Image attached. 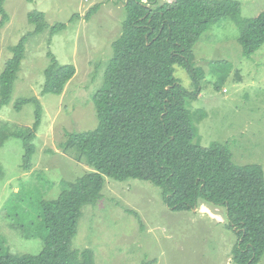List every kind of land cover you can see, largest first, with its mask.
Wrapping results in <instances>:
<instances>
[{
    "label": "rangeland",
    "instance_id": "rangeland-1",
    "mask_svg": "<svg viewBox=\"0 0 264 264\" xmlns=\"http://www.w3.org/2000/svg\"><path fill=\"white\" fill-rule=\"evenodd\" d=\"M235 1L243 19L264 11V0ZM126 4L3 0L8 21L0 30V76L12 49L24 37L26 42L11 102L0 110V124L11 133L29 131L36 121V105L27 103L17 111L16 102L37 99L42 108L29 171L22 169V140L11 137L0 148V238L13 254L37 255L44 249V240L25 237L20 225L37 217L40 200L57 199L65 182L93 171L77 161L74 152L65 153L62 144L68 132L93 130L99 123L93 97L103 86L113 43L122 34ZM36 13L43 16L44 30L31 34L37 24L30 15ZM57 25L63 28L51 34ZM239 37L230 18L202 35L193 49L195 66L204 72L202 92L188 108L198 129L196 142L203 147L221 143L236 166L264 169V45L245 57ZM52 59L76 67L62 95L42 94ZM175 76L194 90L187 70L176 67ZM198 115H204L199 122ZM105 181L99 201L82 209L73 250H91L96 264H236L238 236L229 227L225 208L204 203L195 211L175 212L164 203L163 190L148 181ZM259 264H264V255Z\"/></svg>",
    "mask_w": 264,
    "mask_h": 264
},
{
    "label": "trees",
    "instance_id": "trees-1",
    "mask_svg": "<svg viewBox=\"0 0 264 264\" xmlns=\"http://www.w3.org/2000/svg\"><path fill=\"white\" fill-rule=\"evenodd\" d=\"M122 34L113 43V56L102 88L93 101L99 123L93 130L68 132L65 153H75L92 172L65 182L57 199L40 200L37 217L20 226L28 238H42L37 255L13 254L0 238V264H96L91 250H73L82 209L99 201L106 177L116 181H148L163 190V201L175 212L192 211L202 204L226 209L229 227L238 242L236 264H259L264 255V169L236 166L229 148L196 142L198 129L188 102L202 92L204 72L194 63L193 49L204 33L232 19L240 30L243 55L251 57L264 45V11L253 19L241 17L235 0H128ZM0 30L8 16L0 0ZM42 14H31L41 33ZM33 23V24H34ZM63 25L51 30L55 34ZM30 34V35H31ZM26 37L12 49L13 56L0 76V110L9 105L14 82L25 54ZM182 67L193 79L188 90L175 76ZM74 65L52 59L45 70L42 94L62 95L75 76ZM34 102L36 121L29 131L11 133L0 124V148L11 137L22 140V169L32 168L42 108L37 99H20L15 109ZM200 117L198 115V122Z\"/></svg>",
    "mask_w": 264,
    "mask_h": 264
},
{
    "label": "water",
    "instance_id": "water-1",
    "mask_svg": "<svg viewBox=\"0 0 264 264\" xmlns=\"http://www.w3.org/2000/svg\"><path fill=\"white\" fill-rule=\"evenodd\" d=\"M128 1V0H127ZM147 0H145L144 2H146ZM197 210L196 208L194 209V211Z\"/></svg>",
    "mask_w": 264,
    "mask_h": 264
}]
</instances>
